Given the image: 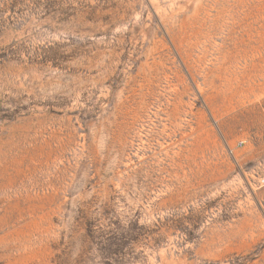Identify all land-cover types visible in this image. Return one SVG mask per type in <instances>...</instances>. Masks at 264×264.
I'll return each instance as SVG.
<instances>
[{"label": "rangeland", "instance_id": "obj_1", "mask_svg": "<svg viewBox=\"0 0 264 264\" xmlns=\"http://www.w3.org/2000/svg\"><path fill=\"white\" fill-rule=\"evenodd\" d=\"M0 264H264V0H0Z\"/></svg>", "mask_w": 264, "mask_h": 264}]
</instances>
